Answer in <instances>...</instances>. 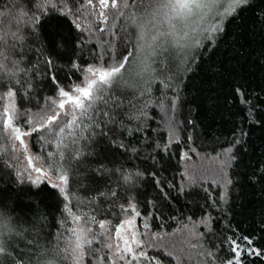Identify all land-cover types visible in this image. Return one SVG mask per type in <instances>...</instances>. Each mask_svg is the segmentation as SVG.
I'll list each match as a JSON object with an SVG mask.
<instances>
[{
  "label": "trees",
  "instance_id": "trees-1",
  "mask_svg": "<svg viewBox=\"0 0 264 264\" xmlns=\"http://www.w3.org/2000/svg\"><path fill=\"white\" fill-rule=\"evenodd\" d=\"M53 2L58 11L49 9L44 15L45 0H0V31L8 32L14 46L6 71H0V207L11 201L8 210L21 232L13 254L27 264H43L49 257L39 256L37 246L63 248L77 224L87 220L88 227L110 237L122 221L135 216L141 240L152 234L159 237L155 246L137 248L150 259L135 264H227L235 259L230 245L241 252V264H264V0H249L235 13H222L211 23V32L189 47L173 42L158 47L152 58L157 75L150 92L142 94L140 87H133V74L122 70L123 79L117 78V86L105 90L102 98H94L91 109L84 113L72 108L67 115L57 106L59 88L67 90L81 82L89 65L100 67L99 57L109 47L115 45L129 56L126 68L134 62L135 55L129 54L134 52L135 38L126 49L120 46L121 38L126 39L123 26L149 0H127L129 7L119 9L122 15L109 7L107 23L92 14L93 9L99 13L97 0L92 5L86 0ZM102 28L108 31L101 33ZM9 89L16 112L61 111L58 126L55 121L46 125L57 135L49 137L41 129L29 135L28 147L48 173L69 175L70 191H77L72 183L76 169L86 173L79 184L80 203L75 197L63 202L80 221L74 223L55 198L59 188L18 175L12 154L15 139L4 125L3 100ZM161 98L164 107L159 106ZM14 120L29 133L39 128L35 121L28 125L27 116ZM170 124L175 128L171 134ZM230 147L237 160L226 170L232 184L225 185L220 163ZM61 153L71 168L67 164L64 169L50 168L49 164L61 163ZM124 176L130 177L127 183ZM100 220L106 221L103 230ZM193 227L196 235L190 234ZM102 241V237L93 241L98 252L86 255L83 264H114ZM126 259L131 262L128 255Z\"/></svg>",
  "mask_w": 264,
  "mask_h": 264
},
{
  "label": "snow or ice",
  "instance_id": "snow-or-ice-1",
  "mask_svg": "<svg viewBox=\"0 0 264 264\" xmlns=\"http://www.w3.org/2000/svg\"><path fill=\"white\" fill-rule=\"evenodd\" d=\"M94 0H86L88 5H92ZM99 6V13L95 12L93 9L92 14L98 15L99 20L101 23H107L109 17L107 15L106 10L111 7L112 9H117L118 14H123L119 12L121 6L123 8H128L129 4L127 0H124L123 4H119L118 0H97ZM249 0H232L230 4V11L232 13L237 12L240 8L247 6ZM44 8V15L49 11V9L58 11V5L53 2V0H45V4L41 5ZM213 7V3L210 0H161L160 4V22L161 24L167 23L168 29L167 31H161L158 35L156 44H146L144 42V32L142 27L135 25V18L137 16L136 12L131 13L127 17V22L123 26V30L126 34V39L124 37L121 38L120 46L122 48H127L128 46L132 45L133 37L135 38V48L134 52L130 53L129 55H135L136 59L134 62L126 68L125 61L129 60V56H125L122 51L117 50L115 45L109 47L103 55L99 57L102 65L100 67H95L93 65H89L87 68L83 69L84 74V81L83 83L86 85L84 87L75 86L73 91L78 93V95H71L69 91H66L63 87L59 88V96L62 98H67L65 101L64 99L60 100L58 107L60 109H65L66 104H71L74 106V109H80L82 112L86 113L88 109L92 108L94 94L96 99H100L103 97L105 90L111 91V89L118 84V79H123L122 70H126L133 74L132 86L133 87H140L143 92H150L151 91V84L152 81L155 79L157 73L152 67V58L156 53V49L158 47L163 46L160 43V40H165L167 37L174 33V25L172 24V20L175 16L186 17L189 15H198V10L211 8ZM42 17V16H41ZM41 17L36 18L33 23L38 24ZM77 27H80V24L77 23ZM219 28L220 31H223V28L220 27L218 24L216 26ZM129 29H133V32H129ZM215 30V29H214ZM53 31H56V27L53 26ZM101 33L108 31V29H100ZM14 38H17L16 34H13ZM23 39L22 37L20 38ZM59 47H63V45H59ZM123 57V59H121ZM107 64V67L103 65ZM76 67V65H73ZM22 71V70H21ZM56 77H53V82H55ZM126 84L128 81H124ZM170 88H175V84L167 85ZM14 93L9 89L8 96L12 98ZM87 101V105L85 104ZM55 100L52 101V105H55ZM177 100L173 98L171 101V106L174 109L176 107ZM160 107H164V100L161 98L159 102ZM51 108H42L37 113H27V112H16L13 109V112L9 113L7 109L5 110L6 119L4 120L5 127H10L12 120L15 118L17 121H24L25 116L28 117L27 124L31 125L33 121H35L39 128H33L32 132L28 135H32L41 129L47 132L49 137H55L57 133L54 131V128H48L46 125H52L53 122H56L58 126L61 121L59 120V115H46V112L51 111ZM67 115V113H64ZM103 115L107 116L108 113L105 112ZM146 115V113L141 112V116ZM132 117H130L131 119ZM114 122V118H111ZM69 126L73 125V121L68 122ZM96 127L99 124L95 125ZM170 134L171 132L175 131V128L170 124ZM139 130V128H137ZM12 131L16 133L15 139L20 140L21 144L24 141L21 139L20 129L13 128ZM65 131L64 128H60V132L63 133ZM44 139L43 136L40 137ZM179 142V141H177ZM236 144L239 141L235 142ZM59 147V144H57ZM121 147H124L121 145ZM159 147V145H157ZM234 147V146H233ZM233 147L227 148L224 151L228 154L227 159L221 161L220 168H221V175L224 177L225 185L232 184V180L227 178L226 170L233 166V163L237 160V157L234 154ZM167 148V145H165ZM194 150V149H193ZM135 151V149H133ZM186 155V153L182 154ZM49 158L53 156V153H48ZM31 163V160H29ZM65 164H67L68 168H71V163L68 161V158L61 153V163L59 165L49 164V167H60L64 169ZM103 167V166H102ZM35 172L41 173L42 169L37 167L34 169ZM137 175H140L137 173ZM86 173L81 174L79 169H76L74 174V179L72 183H75L77 186V191H70L69 184H70V177L68 174H65L62 171V174L59 176V180L62 182L63 186L59 187L58 194L55 198L58 200L59 203H63L64 201H68L70 197H75L77 199V203H80L79 200V184L80 182L85 179ZM124 181L127 183L130 179L129 176H124ZM189 180L194 181V177H188ZM35 183V181H33ZM58 186L57 184H52V189H56ZM101 195H104L101 193ZM113 196L116 195L115 192L112 193ZM63 197V200L60 201L59 198ZM221 201H223L224 196L221 194L220 197ZM11 207V201H9L7 207H0V264H27L20 255L13 254L15 251V247L17 245V238L20 237L21 232L19 230L18 225L16 224L12 215H10L9 210ZM132 210L135 212L136 216L140 215V212L136 211V206L132 205ZM155 207V205H153ZM64 210L72 217L74 223L81 220L80 216L74 215L72 209L69 207L67 203H63ZM91 219H95L92 217ZM127 224L131 225L133 222L131 220L126 221ZM106 221L100 220L99 227L100 229L105 228ZM34 227V226H33ZM121 226H117L116 228V235L120 237V229ZM149 225L147 223L144 224V228L147 229ZM188 226L185 225V228ZM72 235L68 239L65 240L63 248H61L58 244L57 245H49L48 247H44L42 245H38V255L42 257H49L48 259L43 261V264H62L63 261L70 260L71 264H83L85 256H95L98 252L97 249L92 247L93 241L98 238H103L104 246L109 250L112 249L113 245L111 243H107L110 237L107 235L105 231L95 232L91 227H88V221L85 220L83 224H77L76 227L69 230ZM38 234V233H37ZM191 235H196L195 229L190 230ZM147 235V233H146ZM247 240L248 238L245 237ZM159 240V237L156 234H152L147 241H143L140 238V234L133 229L131 242L128 239H124V247L121 249L118 245L116 246V253H119V260L124 261L125 264H135L141 258L150 259L147 257V254L144 252H137L134 250L133 245H136L137 248L143 244L145 247H152L154 245V241ZM11 249V251H10ZM231 252L235 254V259L227 260V264H241V252L237 247H232L230 245ZM256 255H260L261 253L255 249H252ZM125 253L131 256V262L127 261ZM211 255V253H208ZM38 264L40 262L38 261ZM115 264V262H114ZM223 264V262H222Z\"/></svg>",
  "mask_w": 264,
  "mask_h": 264
},
{
  "label": "rangeland",
  "instance_id": "rangeland-1",
  "mask_svg": "<svg viewBox=\"0 0 264 264\" xmlns=\"http://www.w3.org/2000/svg\"><path fill=\"white\" fill-rule=\"evenodd\" d=\"M210 2L213 3V7L211 8H205L198 10V15H189L186 17H180L175 16L172 20V24L174 25V33L167 37L165 40H163L162 44H168L169 42H173V45H178L183 48L189 47L195 40L199 38V36H205L206 34L210 33L212 30V24L214 21H217L220 18V15L222 13H225L226 11L230 10V4L232 0H210ZM162 28L167 30L168 25L167 23L162 24ZM84 79L81 82H78L77 84L73 85L66 91H69L71 95L75 96L78 95V93H75L73 91L75 86L84 87L86 86L83 83ZM95 98V94H94ZM64 99L65 101L67 98H62L59 96L57 106L60 103V100ZM3 110L7 109L9 113L13 112V109H15V103H14V97L9 98L8 92L4 94V100H3ZM74 108L71 104H66L65 109L63 111L67 114L71 112V109ZM61 110V109H60ZM75 110V109H74ZM80 110V109H76ZM61 111L54 110L52 114L49 115H57ZM74 115L71 116V118ZM5 115V119H6ZM9 128L12 130L13 128H18L15 124V120H12L11 126L7 128V131ZM20 129V128H19ZM30 132V129H20V135L21 139L24 141L23 144H21L20 140L15 139L16 133L11 131L12 137L15 139L12 144V151H13V158L16 162V170L18 175L26 178L27 180L35 183H40L42 181H46L49 184H57V188H59L62 185V182L59 180V176H55L53 174L48 173L37 161V159L31 154L29 147H28V139ZM31 160V163L29 162ZM41 168L42 172L37 173L34 171L35 168ZM131 220L133 223L131 225L127 224L126 221ZM120 229V237H117L116 230L114 234L110 236V243L113 245L111 251V257L112 262H118L119 260V253H116V246L118 245L121 249L124 247V239H128L129 242H131V236L132 231L136 229V217L131 216L130 218L125 219L120 223L119 226H121ZM134 250L139 254V251L137 250V246L133 245ZM128 255L125 253V256ZM131 257L130 255H128ZM124 262V261H123Z\"/></svg>",
  "mask_w": 264,
  "mask_h": 264
},
{
  "label": "clouds",
  "instance_id": "clouds-1",
  "mask_svg": "<svg viewBox=\"0 0 264 264\" xmlns=\"http://www.w3.org/2000/svg\"><path fill=\"white\" fill-rule=\"evenodd\" d=\"M160 4L161 0H149L145 9L137 13L135 25L142 27L144 32V42L146 44H156L159 33L167 31L162 28L160 22ZM8 32L0 31V71H6L7 61L11 57V51L14 47L8 41ZM160 43L163 40L159 41Z\"/></svg>",
  "mask_w": 264,
  "mask_h": 264
}]
</instances>
